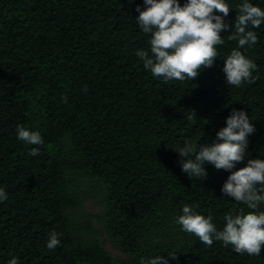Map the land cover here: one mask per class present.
Returning a JSON list of instances; mask_svg holds the SVG:
<instances>
[{
    "label": "trees",
    "instance_id": "16d2710c",
    "mask_svg": "<svg viewBox=\"0 0 264 264\" xmlns=\"http://www.w3.org/2000/svg\"><path fill=\"white\" fill-rule=\"evenodd\" d=\"M225 2L234 30L243 0ZM249 2L264 10V0ZM137 6L144 0H0V187L8 195L0 202V264H139L157 256L168 264H264V248L250 256L220 241L208 247L175 223L184 205L211 215L218 230L225 215L252 211L222 193L230 172L206 164L207 178L191 180L175 150L212 143L236 110L255 132L233 171L264 159V24L250 29L258 42L241 49L258 65L255 84L226 82L224 60L238 46L232 30L221 32L213 67L194 81L164 83L136 56L151 38L136 23ZM18 125L39 131L44 144L19 141ZM93 195L101 213L78 215ZM92 218L120 256L105 249ZM53 231L61 243L49 250Z\"/></svg>",
    "mask_w": 264,
    "mask_h": 264
},
{
    "label": "clouds",
    "instance_id": "9594fccd",
    "mask_svg": "<svg viewBox=\"0 0 264 264\" xmlns=\"http://www.w3.org/2000/svg\"><path fill=\"white\" fill-rule=\"evenodd\" d=\"M139 13L136 23L145 34H150V48L137 50L136 56L153 78L169 81L196 80L201 69L214 66L219 55L218 45L224 44L221 32L232 30L228 39L237 41L224 60L223 72L228 86L240 88L245 82L256 83L253 72L258 65L244 55L241 49L251 47L258 42L255 31L264 24V10L254 6L249 0H243L237 6L238 16L234 25L225 22L230 7L225 0H187L181 6L179 0H144V9L136 7ZM221 13L217 15L215 13ZM87 91V87L83 89ZM67 102V96L62 98ZM187 119L196 116L189 111ZM226 127L216 133V140L199 147L191 142L175 150L181 159L182 172L191 180L207 178L205 165L210 164L219 171L231 173L224 183L222 193L245 204L252 211L238 215L227 214L223 218L225 225L218 230L213 217L199 214L194 206L184 205L182 215L175 219L181 231L196 236L204 245L211 247L215 241L224 247L232 246L238 254L259 256L264 248V211H258L264 204V159H248L246 166L236 169L245 162L249 145L248 137L255 132L253 123L245 111L233 110L226 120ZM16 137L28 145L42 146L44 139L39 131H30L24 125L16 128ZM39 147H32L29 155L38 156ZM8 195L0 187V202L7 201ZM58 233L51 232L47 248L54 250L60 245ZM171 259L174 256L169 255ZM8 264H19L12 258ZM139 264H168L164 256L147 259L141 258Z\"/></svg>",
    "mask_w": 264,
    "mask_h": 264
},
{
    "label": "rangeland",
    "instance_id": "374dc122",
    "mask_svg": "<svg viewBox=\"0 0 264 264\" xmlns=\"http://www.w3.org/2000/svg\"><path fill=\"white\" fill-rule=\"evenodd\" d=\"M102 211L100 199L96 197L95 195L91 197H87L84 202L82 203V206L78 212V215H84V214H99ZM92 226L94 229L98 232V238L100 240H105V249L112 255V256H120V253L116 251L113 246L110 244V242L107 241L105 234L101 231V225L100 223L95 219L92 218L91 220Z\"/></svg>",
    "mask_w": 264,
    "mask_h": 264
}]
</instances>
